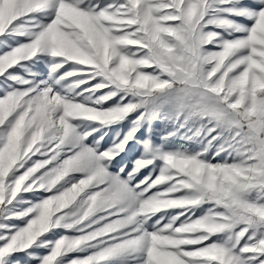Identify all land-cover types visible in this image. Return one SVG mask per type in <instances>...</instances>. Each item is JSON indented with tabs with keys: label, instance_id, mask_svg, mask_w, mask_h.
<instances>
[{
	"label": "snow or ice",
	"instance_id": "1",
	"mask_svg": "<svg viewBox=\"0 0 264 264\" xmlns=\"http://www.w3.org/2000/svg\"><path fill=\"white\" fill-rule=\"evenodd\" d=\"M0 264H264V0H0Z\"/></svg>",
	"mask_w": 264,
	"mask_h": 264
},
{
	"label": "rangeland",
	"instance_id": "2",
	"mask_svg": "<svg viewBox=\"0 0 264 264\" xmlns=\"http://www.w3.org/2000/svg\"><path fill=\"white\" fill-rule=\"evenodd\" d=\"M125 159H128V157H125Z\"/></svg>",
	"mask_w": 264,
	"mask_h": 264
}]
</instances>
